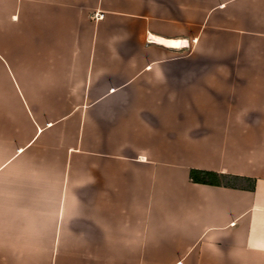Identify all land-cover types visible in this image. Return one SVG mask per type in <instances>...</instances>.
Segmentation results:
<instances>
[{
    "label": "crops",
    "instance_id": "obj_1",
    "mask_svg": "<svg viewBox=\"0 0 264 264\" xmlns=\"http://www.w3.org/2000/svg\"><path fill=\"white\" fill-rule=\"evenodd\" d=\"M0 264H264V0H0Z\"/></svg>",
    "mask_w": 264,
    "mask_h": 264
},
{
    "label": "trees",
    "instance_id": "obj_2",
    "mask_svg": "<svg viewBox=\"0 0 264 264\" xmlns=\"http://www.w3.org/2000/svg\"><path fill=\"white\" fill-rule=\"evenodd\" d=\"M190 178L195 183H201L212 186H221L223 182L224 183L226 182V185L230 187H232V182H236L240 180L239 178L233 176H224L212 172H204V171H196V170L191 171ZM249 182H251L249 189L253 190L255 188V184L252 180Z\"/></svg>",
    "mask_w": 264,
    "mask_h": 264
},
{
    "label": "bare ground",
    "instance_id": "obj_3",
    "mask_svg": "<svg viewBox=\"0 0 264 264\" xmlns=\"http://www.w3.org/2000/svg\"><path fill=\"white\" fill-rule=\"evenodd\" d=\"M152 39L158 43H162V44H165L167 46H171V47H175V48H182V47L187 46V42H185V41H178V40H176V41H174V40L165 41V40L158 39V38H152Z\"/></svg>",
    "mask_w": 264,
    "mask_h": 264
},
{
    "label": "built area",
    "instance_id": "obj_4",
    "mask_svg": "<svg viewBox=\"0 0 264 264\" xmlns=\"http://www.w3.org/2000/svg\"><path fill=\"white\" fill-rule=\"evenodd\" d=\"M95 20H100V19H103L104 18V14H96L94 16Z\"/></svg>",
    "mask_w": 264,
    "mask_h": 264
},
{
    "label": "rangeland",
    "instance_id": "obj_5",
    "mask_svg": "<svg viewBox=\"0 0 264 264\" xmlns=\"http://www.w3.org/2000/svg\"><path fill=\"white\" fill-rule=\"evenodd\" d=\"M234 186L246 187V186H248V184L247 183H243V184L235 183Z\"/></svg>",
    "mask_w": 264,
    "mask_h": 264
}]
</instances>
